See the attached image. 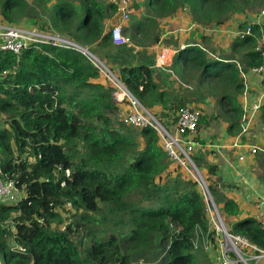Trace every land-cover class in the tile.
<instances>
[{
  "label": "trees",
  "instance_id": "16d2710c",
  "mask_svg": "<svg viewBox=\"0 0 264 264\" xmlns=\"http://www.w3.org/2000/svg\"><path fill=\"white\" fill-rule=\"evenodd\" d=\"M261 8L264 0H134L123 27L131 46L113 41L110 0H0V22L88 47L168 128L183 108L215 99L216 112L197 128L200 140L210 120L227 135L242 132L244 76L262 64L264 49V23L245 20L238 29L251 26V34L231 35L227 45L213 46L206 29ZM181 12L192 35L165 42L164 22ZM163 41L177 51L169 69L156 67L154 49ZM114 91L77 50H0V177L21 192L0 199V264H213L205 249L216 239L201 186L170 160L153 128L124 122L128 104ZM257 120L264 126V105ZM209 154L201 149L194 160L230 232L264 251L256 218L231 221L241 209L226 193L230 186L215 181ZM257 161L264 181V153ZM108 224L117 229L110 235Z\"/></svg>",
  "mask_w": 264,
  "mask_h": 264
},
{
  "label": "built area",
  "instance_id": "2783aa9c",
  "mask_svg": "<svg viewBox=\"0 0 264 264\" xmlns=\"http://www.w3.org/2000/svg\"><path fill=\"white\" fill-rule=\"evenodd\" d=\"M133 2L134 0H110V3L117 8V13L112 19L114 23L112 26V37L116 45H132L130 38L123 33V26L130 20ZM263 23L264 10L259 15L253 17L250 22L251 25ZM251 32L252 29L250 26L247 31L241 32L237 29L234 34L235 36L240 35L243 38L246 35H250ZM30 45H52L58 48L74 49L83 53L115 88L113 93L114 99L118 103L126 102L128 104L124 115V122L134 126L151 127L157 132L170 160L185 170L202 188L213 224L216 239L215 245L218 247V256L215 264H251L252 262L260 264L264 262L263 250L253 245L247 238L230 232L209 190L206 176L203 175V172H201L202 169L195 163L194 156L199 150L204 148L209 149L211 146H214L203 141L200 136L198 137H200L201 141L195 139L197 136V128L204 115L202 109L193 107L183 108L178 114L175 126L168 128L150 113L119 79L117 74L88 48L56 33L44 32L28 26L9 25L0 22L1 51H9L20 55ZM160 45L154 49L156 52V67L169 69L176 55V50ZM244 78L246 80V93L244 95L246 99L243 106L246 111V116H244L245 123L243 124V130L237 137V143H234L235 148L243 146L240 142L241 137L250 133L260 109L264 105V49L262 50V64L259 67L253 68ZM253 79H258L261 85L257 90L256 103L250 107L247 105V85ZM248 147L251 149L247 152L250 155L254 156L259 151L256 146ZM214 148L219 151L221 150L220 145L219 147L214 146ZM246 157V153H244L239 157V160L244 161ZM20 193L15 181L0 177L1 200H14ZM258 221L264 227V212L259 215Z\"/></svg>",
  "mask_w": 264,
  "mask_h": 264
},
{
  "label": "crops",
  "instance_id": "0c3cea01",
  "mask_svg": "<svg viewBox=\"0 0 264 264\" xmlns=\"http://www.w3.org/2000/svg\"><path fill=\"white\" fill-rule=\"evenodd\" d=\"M185 15L186 14H178L174 18L164 22L165 25L169 24L171 26V30L169 31L170 33L175 35L182 31L179 24H182L180 22L183 21L187 22L183 18ZM185 24L187 25V30H192L194 27V24L191 21H188ZM233 26L235 27V25ZM218 30H220L219 27L208 28L206 29V34H215ZM138 49L139 47H137V50ZM260 85L261 83L258 79L251 80L249 85H247V105L250 107L256 103L257 90ZM245 99L246 96L241 99L243 105L245 103ZM202 110L205 115V113H207L206 108L203 107ZM216 122H218L219 126L220 123H222L221 121ZM211 123L212 122L209 123V128H211ZM258 125L260 124H258V120L256 119L250 133L241 137L240 142L243 146L236 148L234 147V143H237L238 136L227 135L226 127L223 123L220 126L223 128V133L220 135L211 133V135L207 138L206 135L201 136L203 141L206 143L217 147H219V145L221 146L220 151L214 148V146H211L209 149L207 148L208 151L211 152L207 161L208 164L218 167L215 179H218L225 185L230 186V188L226 190V193L240 206L241 215L239 218H232V222L246 217H254L258 220L259 215L264 212V181L260 178L262 171L260 170V163L257 161L258 153L254 156L247 153L251 150L248 146H256L259 150H262L261 147H264V126L261 131H257V133H255L254 129ZM244 145H246V147H244ZM262 151L264 152V149ZM244 153H246L247 157L244 161H240L239 157Z\"/></svg>",
  "mask_w": 264,
  "mask_h": 264
},
{
  "label": "rangeland",
  "instance_id": "374dc122",
  "mask_svg": "<svg viewBox=\"0 0 264 264\" xmlns=\"http://www.w3.org/2000/svg\"><path fill=\"white\" fill-rule=\"evenodd\" d=\"M264 10V8H261V9H258L257 11H263ZM259 12V13H260ZM258 13V14H259ZM185 13H183V12H181L180 13V15H184ZM253 17H255V16H253ZM183 18H184V20L185 21H190V19H189V17H187L186 15L185 16H183ZM245 20H247V21H251L252 20V17H250L249 18V15L248 14H244V15H240V16H238V17H236V19H235V21L233 22V23H231V25H225V27H222V29H220V30H218L217 32H215V34L214 33H210L211 35H212V37H214L215 38V40H214V42H213V46L214 45H223V43H225V45H227L229 42H230V39H231V35H234V33L237 31V29H238V25H240L241 23H243V22H245ZM187 22H180V23H182V24H179V26H180V28L182 29V31L181 32H178L177 34H175V35H180V36H183V37H185V38H183V39H188L191 35H192V33H193V30H187L186 28H187V25L185 24V23H187ZM233 25H235V27H236V30H235V27L233 26ZM110 27L111 26H113V25H109ZM163 26H164V28H165V32H166V34H167V29L169 28V31L171 30V26L169 25V24H163ZM175 28V27H174ZM217 28V27H216ZM185 30H187V31H185ZM234 30V31H233ZM232 31V32H231ZM176 33V32H175ZM202 33H199V35L196 37V38H198L200 35H201ZM172 35V33H170L169 34V36L168 35H165V39H163V40H165V42L166 41H169V38H170V36ZM173 40H174V38H172ZM174 41H176V40H174ZM172 42V41H171ZM163 43H164V41L161 43V45H163ZM160 45V46H161ZM92 51V50H91ZM209 104H204V106L203 107H205L206 108V111H207V114L208 115H212V114H214L215 112H216V107H215V99L214 100H212V101H210L209 100ZM202 107V108H203ZM208 117H210V116H208ZM210 119H211V117H210ZM210 122H212L210 125H211V128H209V127H207V126H204V128H203V131H202V134L201 135H206V138L208 137V136H210L211 135V133H213V134H217V135H220L221 133H223V128H221L220 126L222 125V123H220V126H219V124H218V122H216V120L214 121V120H210ZM1 125V124H0ZM262 128H263V125L262 124H260V125H258V126H256V128L254 129V131H255V133H257V131H261L262 130ZM262 148V150L264 149V147H261ZM262 150H259L258 151V154L257 155H259V154H262V153H264ZM201 169V168H200ZM201 172H202V170H201ZM204 175V174H203ZM205 177V176H204ZM215 179V178H214ZM215 181H218V183H220V184H218L219 185V187H222V185H221V183H222V181H220V180H218V179H215ZM225 222H226V224H227V221L225 220ZM227 226H228V224H227ZM115 230H117L116 229V227H115V225L114 224H108V234L110 235V234H112V233H114L115 232ZM206 251H207V253L209 254V256L211 257V259H212V261H213V264H215V262L217 261V256H218V247H217V245H213L212 243H208L207 245H206V249H205ZM251 264H255L254 262H252ZM260 264H264V262H262V263H260Z\"/></svg>",
  "mask_w": 264,
  "mask_h": 264
},
{
  "label": "clouds",
  "instance_id": "9594fccd",
  "mask_svg": "<svg viewBox=\"0 0 264 264\" xmlns=\"http://www.w3.org/2000/svg\"><path fill=\"white\" fill-rule=\"evenodd\" d=\"M259 14H260V13H259ZM259 14H256V16L259 15ZM252 19H253V17H252ZM251 21H252V20H251ZM251 21H250V22H251ZM113 24H114V23H113V21H112V19H111V20L108 22V26H109V25H113ZM109 27H110V26H109ZM111 27H112V26H111ZM123 27H124V26H123ZM112 28H113V27H112ZM193 28H194V27H193ZM64 38H65V37H64ZM67 39H68V38H67ZM70 40H71V39H70ZM72 41H73V40H72ZM76 43H77V42H76ZM163 46H164V45H163ZM183 47H184V46H183ZM183 47H182V49H183ZM85 48H88V47H85ZM88 49H89V48H88ZM89 50H90V49H89ZM90 51H91V50H90ZM176 53H177V51H176ZM95 56H96V55H95ZM96 57H97V56H96ZM228 228H229V227H228Z\"/></svg>",
  "mask_w": 264,
  "mask_h": 264
}]
</instances>
